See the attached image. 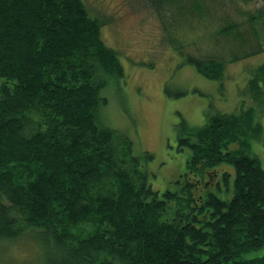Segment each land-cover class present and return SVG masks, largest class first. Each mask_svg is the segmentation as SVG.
Here are the masks:
<instances>
[{"label": "trees", "instance_id": "trees-1", "mask_svg": "<svg viewBox=\"0 0 264 264\" xmlns=\"http://www.w3.org/2000/svg\"><path fill=\"white\" fill-rule=\"evenodd\" d=\"M247 1L232 0V18L213 28L220 40L237 32L240 45L199 53L189 47L196 40L177 39L182 63L221 81L228 64L263 54L264 5ZM209 2L150 0L187 26L209 15ZM102 26L82 0H0V240L33 231L50 250L43 264H264L253 255L264 250L254 108L197 128L181 119L185 171L159 195L143 164L152 155L97 117L103 88L124 77ZM248 31L258 36L246 46ZM248 75L245 93L264 112V62Z\"/></svg>", "mask_w": 264, "mask_h": 264}, {"label": "rangeland", "instance_id": "rangeland-1", "mask_svg": "<svg viewBox=\"0 0 264 264\" xmlns=\"http://www.w3.org/2000/svg\"><path fill=\"white\" fill-rule=\"evenodd\" d=\"M82 1L89 14L103 23L101 38L118 52L124 70L122 79H110L101 91L106 103L97 117L101 124L105 122L103 125L128 137L135 153L152 155L143 164L153 190L161 195L168 188L174 189L175 180L185 171L189 150L177 149L174 130L181 119L197 128L213 115L235 112L240 105L253 107L262 127L259 138L250 141L249 150L259 158L264 170V112L245 93L249 71L264 62V53L228 64L224 78L214 81L183 64L171 45L177 39H184V43L196 40L195 46L189 47L191 52L199 53L218 48V42L240 45L237 32L232 30L228 40H220L213 31L232 18V0H210L209 15L205 19L199 13L192 15L188 26L171 15L175 11H169L167 4L157 7L150 0ZM243 5L262 6L264 0H248ZM251 36L258 34L248 31L244 36L246 46L251 44ZM223 169L228 167L218 168ZM43 246L33 231L0 240V264H43L50 253ZM262 254L264 250L253 255Z\"/></svg>", "mask_w": 264, "mask_h": 264}]
</instances>
